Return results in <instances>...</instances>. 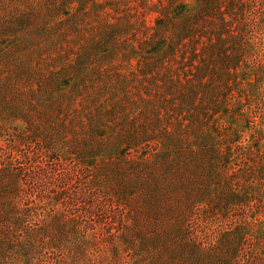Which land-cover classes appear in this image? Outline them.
Returning a JSON list of instances; mask_svg holds the SVG:
<instances>
[{"label": "rangeland", "instance_id": "rangeland-1", "mask_svg": "<svg viewBox=\"0 0 264 264\" xmlns=\"http://www.w3.org/2000/svg\"><path fill=\"white\" fill-rule=\"evenodd\" d=\"M0 264H264V0H0Z\"/></svg>", "mask_w": 264, "mask_h": 264}]
</instances>
